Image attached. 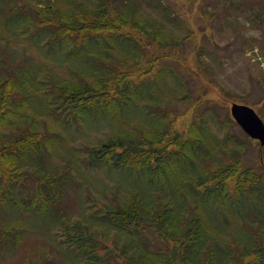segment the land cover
<instances>
[{"label":"rangeland","instance_id":"obj_1","mask_svg":"<svg viewBox=\"0 0 264 264\" xmlns=\"http://www.w3.org/2000/svg\"><path fill=\"white\" fill-rule=\"evenodd\" d=\"M100 1L108 0H0V82L11 76L19 85L11 100L18 113L14 111L10 124L0 127V144L23 131H42L46 145L42 154L33 157L48 169L53 168L55 174L67 175L57 186L59 193H55L57 213L36 212L24 204L15 207L35 195L38 183L33 174L35 161L17 160L19 171L26 172L13 183L17 190L5 193L0 205V264H95L84 255L71 253L61 233L57 234L59 223L66 225L77 219L91 223L112 240L109 225L100 224L96 213L104 202L135 191L127 176L91 168L85 155L98 148L107 135L118 131V126L136 131L131 128L147 126L149 118H140L143 122H124L123 117L112 122L105 117L68 118L64 110L55 109L62 104L56 83L80 84L100 75L104 66L123 69L137 65L133 54L117 46L105 54L96 46L90 49L93 52L70 54L82 45L76 40L78 30L62 35L70 25L64 22L83 20L85 12ZM48 3L52 4L49 10L45 6ZM114 4L123 15L129 10L130 23L115 35L140 40L135 46L142 58L137 65L140 71L154 66L145 74L146 82L163 81L156 75L160 70L169 75L168 87H153L162 100L152 109L160 117L167 110L174 119L171 135L164 137L165 143H171L167 156L184 148L189 151V146L197 143L194 149L198 150L193 149L195 160L190 164L196 165L199 178L219 165L238 162L256 174H264V146L251 138L231 114L234 103L246 104L264 120V0H117ZM111 12L110 18L115 21L116 13ZM44 16L48 21L41 22ZM136 17L141 24L133 29ZM163 54L168 57H160ZM147 93L150 96L141 103H154L152 94ZM185 93L190 94L189 99L182 98ZM132 117L137 118L135 114ZM157 141L155 144L161 148V140ZM177 141L188 143L182 149ZM166 158L164 155L168 173H174L176 161ZM21 172L16 171L17 175ZM191 175L179 173L177 177L186 183ZM229 183L234 184L232 179ZM236 219L218 227L225 231L228 242L242 230V221ZM125 239L120 236V240ZM107 260L106 264H118L114 256Z\"/></svg>","mask_w":264,"mask_h":264},{"label":"trees","instance_id":"obj_2","mask_svg":"<svg viewBox=\"0 0 264 264\" xmlns=\"http://www.w3.org/2000/svg\"><path fill=\"white\" fill-rule=\"evenodd\" d=\"M115 1L95 3L85 12L83 20L64 22L70 25L66 31H62V35L78 30L76 40L82 45L80 49L70 51V54L93 52L90 51L93 46L99 47L100 52L105 54L109 48L117 46L124 48L126 54H133L137 58V65L142 62L140 53L135 52L140 40L115 35L130 24L127 19L129 10L123 15ZM45 6L49 10L52 4ZM40 10L39 14L42 13ZM111 10L116 13L115 21L110 18ZM43 18L41 22L48 21V17ZM132 24L133 29L139 28L141 23L138 17ZM67 40L70 41L69 38ZM88 61L91 62L92 58L89 57ZM137 65L123 69L104 66L101 69L103 72L93 76L92 80H82L80 84L56 83L62 104L55 109L57 112L64 110L68 118L105 117L110 122L117 117H123L124 122L149 118L147 126L131 128L138 129L136 131L118 126V131L107 135L98 148L90 149L85 155L89 167L123 174L135 189L123 198L104 202L96 213L98 216L95 215L100 224L109 225L108 236L113 235V239L107 240L101 230L78 219L66 225L59 223L57 234L61 233V240L71 253L84 255L95 264H106L109 256H114L118 264H264V174H256L250 168L238 165V162L231 166L219 165L217 170L207 174L203 171L204 176L199 178L200 174L195 172L196 165L190 164L195 160L193 149L197 143L190 145L188 151L184 148L188 141H177L184 149L167 156L170 150L167 147L171 143H165L164 137L171 135L174 119L169 117L171 114L167 110L160 117L152 109L162 100L158 98V93L153 92V87L159 90L168 87L169 75L160 70L156 75L163 81L156 79L155 84L148 83L145 74L154 66L140 71ZM15 90H19V85L11 76L0 84V127L10 124L14 111L17 112L11 102ZM147 92L152 94L154 103H141L150 96ZM189 96V93H185L182 98L186 100ZM134 114L137 118L132 117ZM167 117V122H164ZM43 136L42 131L30 129L0 144V205L5 200V193L17 190L13 183L26 172L19 171L21 165L17 164V160L26 159L35 161L36 173L42 175L30 172L38 177L35 195L14 206L24 204L36 212L46 213L47 210V213H57L55 193L58 192V184L67 175L55 174L53 168L48 169L39 158L33 157L42 154L43 145L47 142ZM158 139L166 150H163V145L160 148L155 144ZM154 153L155 156L152 155ZM164 155L166 160L176 161L174 173H168ZM16 171L21 174L17 175ZM179 173L180 176L185 173L190 176L192 173V178L185 183V180L180 181V176L177 177ZM231 179L233 185L229 183ZM177 186L181 188L177 189ZM238 216L240 219H236ZM234 217L242 221V230L235 232L234 238L228 242L224 239L225 231L218 227L229 224V221L232 224ZM56 221L60 222L58 219ZM121 235L126 239L120 240ZM156 241L163 244L158 245Z\"/></svg>","mask_w":264,"mask_h":264},{"label":"water","instance_id":"obj_3","mask_svg":"<svg viewBox=\"0 0 264 264\" xmlns=\"http://www.w3.org/2000/svg\"><path fill=\"white\" fill-rule=\"evenodd\" d=\"M231 111L243 129L252 138L260 140L261 144L264 145V122L255 109L247 105L234 103Z\"/></svg>","mask_w":264,"mask_h":264},{"label":"flooded vegetation","instance_id":"obj_4","mask_svg":"<svg viewBox=\"0 0 264 264\" xmlns=\"http://www.w3.org/2000/svg\"><path fill=\"white\" fill-rule=\"evenodd\" d=\"M262 157H261V159H262V163L264 164V156H263V154L261 155Z\"/></svg>","mask_w":264,"mask_h":264}]
</instances>
